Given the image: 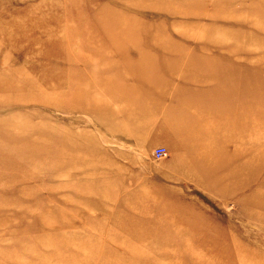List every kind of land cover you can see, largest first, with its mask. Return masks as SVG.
<instances>
[{"label":"rangeland","instance_id":"1","mask_svg":"<svg viewBox=\"0 0 264 264\" xmlns=\"http://www.w3.org/2000/svg\"><path fill=\"white\" fill-rule=\"evenodd\" d=\"M0 264H264V0H0Z\"/></svg>","mask_w":264,"mask_h":264},{"label":"built area","instance_id":"2","mask_svg":"<svg viewBox=\"0 0 264 264\" xmlns=\"http://www.w3.org/2000/svg\"><path fill=\"white\" fill-rule=\"evenodd\" d=\"M166 156H167V151L165 148L160 147V148L155 149L154 151L155 159L160 160L162 158H165Z\"/></svg>","mask_w":264,"mask_h":264},{"label":"crops","instance_id":"3","mask_svg":"<svg viewBox=\"0 0 264 264\" xmlns=\"http://www.w3.org/2000/svg\"><path fill=\"white\" fill-rule=\"evenodd\" d=\"M178 119H180V118H178ZM178 119H177V120H178ZM175 125L177 126L176 129L179 131V129H180V125H179L178 123H176V122H175Z\"/></svg>","mask_w":264,"mask_h":264}]
</instances>
